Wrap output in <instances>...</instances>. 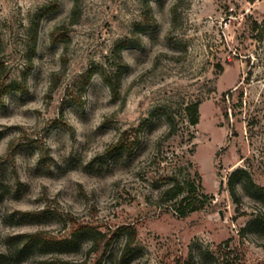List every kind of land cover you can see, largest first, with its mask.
<instances>
[{"label":"rangeland","instance_id":"obj_1","mask_svg":"<svg viewBox=\"0 0 264 264\" xmlns=\"http://www.w3.org/2000/svg\"><path fill=\"white\" fill-rule=\"evenodd\" d=\"M146 1L79 0L73 15L74 0H0V62L24 86L0 97L4 264H93V234L124 225L135 241L116 234L104 264H264V195L238 180L236 202L229 189L237 169L264 187V0H185L175 20L176 0H148L156 22L137 31ZM125 39L114 95L105 78ZM125 132L131 153H110ZM174 180L214 200L180 216ZM77 226V245L17 259L27 234L64 240Z\"/></svg>","mask_w":264,"mask_h":264},{"label":"trees","instance_id":"obj_2","mask_svg":"<svg viewBox=\"0 0 264 264\" xmlns=\"http://www.w3.org/2000/svg\"><path fill=\"white\" fill-rule=\"evenodd\" d=\"M185 0H176V3L174 4L172 8L173 13V19L175 20V15H177L178 8L184 3ZM145 5L147 6L146 12L144 14L147 24H139L137 26V31H143L147 28L153 27L155 24V19L151 14V9L148 3V0L146 1ZM80 2L79 0H74L73 10L72 14L77 15L79 11ZM53 8H45L43 11H41L38 15V19L36 21V26L38 25L39 21L47 14L49 13ZM36 38H37V29L35 28L34 36L32 37V46L31 50L34 52L36 47ZM133 45L132 40L125 39L123 40L120 45L117 47V58L119 59V70L116 72V74L112 77L105 78V81L109 84L112 93L114 95L117 94V88L119 87L120 80L122 77L123 67H125L123 63V59L121 56V50L125 47H129ZM2 52V39H1V31H0V54ZM121 68V69H120ZM10 90H18L20 92L24 91L23 85H17L16 82H6L5 79V66L3 63L0 62V97H3L4 94L9 92ZM226 95L224 94L222 96V102H225ZM198 107L199 103H195L192 107H189L188 110L190 112V123L192 125H196L199 121V115H198ZM224 112L225 116H227L226 107L221 108ZM172 125V124H171ZM175 132V127L171 126V129L168 134L172 135ZM127 135V132L124 133V136ZM121 137L119 140H117L108 150L110 153H131L133 149V143H129V136ZM238 180H243L245 185L252 189L256 194L258 195H264V187L260 186L258 184H255L250 176V174L243 169H237L234 171L229 179V189L231 192V195L233 199L237 202V192H236V183ZM167 193H171L172 199L179 198V201L176 202V206L174 210L176 213L180 216H186L187 214L200 210L201 205H196V202H204L207 199L214 200L213 197H208L204 194H198L196 185L194 182H181L179 180H174V183L169 188ZM9 194V187L3 183V181L0 179V202L3 201L7 195ZM198 197L201 199H198ZM84 226H77L72 233V236L70 238L60 240L53 237H47L43 234L36 232L32 234H27L25 244L22 245L19 249L16 251L17 259H20L24 255H26L29 252V249H32V247H35L41 251H58L62 247H66L69 245H77L81 235L84 233ZM118 233H126L129 238L130 242H134L136 239V230L131 225H124L116 229V231L111 235L108 236L105 233L102 232H95L93 234V238L91 240L90 244V251L96 255L95 261L93 264H104L106 256L109 252V249L111 247L113 238ZM7 257L5 254H0V264H4L7 261ZM125 254L120 259L119 264H124ZM19 261V260H17ZM38 264H75L74 262H71L69 260H66L61 257H54L49 259H42L38 262ZM176 264H195L194 259L187 258L184 260H178Z\"/></svg>","mask_w":264,"mask_h":264},{"label":"water","instance_id":"obj_3","mask_svg":"<svg viewBox=\"0 0 264 264\" xmlns=\"http://www.w3.org/2000/svg\"><path fill=\"white\" fill-rule=\"evenodd\" d=\"M223 186H224V181L222 180L221 181V187H220L221 190H222Z\"/></svg>","mask_w":264,"mask_h":264},{"label":"built area","instance_id":"obj_4","mask_svg":"<svg viewBox=\"0 0 264 264\" xmlns=\"http://www.w3.org/2000/svg\"><path fill=\"white\" fill-rule=\"evenodd\" d=\"M225 25H227V24L225 23Z\"/></svg>","mask_w":264,"mask_h":264}]
</instances>
